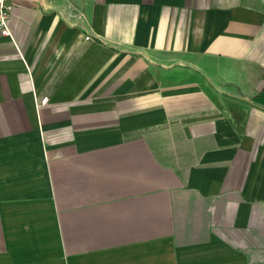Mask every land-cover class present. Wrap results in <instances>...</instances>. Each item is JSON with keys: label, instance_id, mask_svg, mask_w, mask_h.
<instances>
[{"label": "crops", "instance_id": "0c3cea01", "mask_svg": "<svg viewBox=\"0 0 264 264\" xmlns=\"http://www.w3.org/2000/svg\"><path fill=\"white\" fill-rule=\"evenodd\" d=\"M12 5L0 264H264V0Z\"/></svg>", "mask_w": 264, "mask_h": 264}, {"label": "built area", "instance_id": "2783aa9c", "mask_svg": "<svg viewBox=\"0 0 264 264\" xmlns=\"http://www.w3.org/2000/svg\"><path fill=\"white\" fill-rule=\"evenodd\" d=\"M12 0H0V32L2 35L10 36L11 32L8 27V19L12 10ZM47 97L41 99V103H45Z\"/></svg>", "mask_w": 264, "mask_h": 264}]
</instances>
